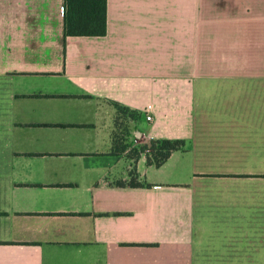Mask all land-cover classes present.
<instances>
[{
  "label": "crops",
  "instance_id": "0c3cea01",
  "mask_svg": "<svg viewBox=\"0 0 264 264\" xmlns=\"http://www.w3.org/2000/svg\"><path fill=\"white\" fill-rule=\"evenodd\" d=\"M0 264H264V0H0Z\"/></svg>",
  "mask_w": 264,
  "mask_h": 264
},
{
  "label": "trees",
  "instance_id": "16d2710c",
  "mask_svg": "<svg viewBox=\"0 0 264 264\" xmlns=\"http://www.w3.org/2000/svg\"><path fill=\"white\" fill-rule=\"evenodd\" d=\"M107 21V0H64V22L65 35H104L106 33ZM119 112H134L126 107L116 104ZM184 145L183 139L151 138L142 143L139 147L133 148L129 156L133 159L132 167L129 171L128 185L138 186L142 183L138 181L136 171V160L144 153L148 164L160 166L169 155ZM123 146L122 149H124ZM119 184H125L120 181Z\"/></svg>",
  "mask_w": 264,
  "mask_h": 264
},
{
  "label": "built area",
  "instance_id": "2783aa9c",
  "mask_svg": "<svg viewBox=\"0 0 264 264\" xmlns=\"http://www.w3.org/2000/svg\"><path fill=\"white\" fill-rule=\"evenodd\" d=\"M146 119L150 120L151 119V115L150 114H146Z\"/></svg>",
  "mask_w": 264,
  "mask_h": 264
}]
</instances>
